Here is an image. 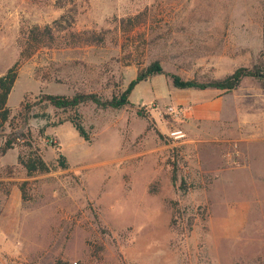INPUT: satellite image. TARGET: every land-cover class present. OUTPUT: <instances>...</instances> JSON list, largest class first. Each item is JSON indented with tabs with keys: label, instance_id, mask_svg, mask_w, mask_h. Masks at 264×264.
Wrapping results in <instances>:
<instances>
[{
	"label": "rangeland",
	"instance_id": "374dc122",
	"mask_svg": "<svg viewBox=\"0 0 264 264\" xmlns=\"http://www.w3.org/2000/svg\"><path fill=\"white\" fill-rule=\"evenodd\" d=\"M64 15L22 61L0 129V149L17 138L0 163V264H264V84L180 89L171 76L264 63V0H0V76L31 26ZM91 31L105 42L80 40ZM156 60L164 73L124 107L41 101L110 98ZM32 153L51 170L28 175L19 156Z\"/></svg>",
	"mask_w": 264,
	"mask_h": 264
},
{
	"label": "trees",
	"instance_id": "16d2710c",
	"mask_svg": "<svg viewBox=\"0 0 264 264\" xmlns=\"http://www.w3.org/2000/svg\"><path fill=\"white\" fill-rule=\"evenodd\" d=\"M63 19H66L65 15L61 19L56 20L53 25L47 24L41 26L36 24L31 26L21 48L19 59L6 71V73L0 76V129L5 126L12 115V110L8 106V100L17 80L22 61L31 57L39 48L51 45L56 41L57 31L65 27L63 24V26L60 27L58 25L63 22ZM67 21L70 25L72 24V21ZM55 25L58 26L57 29ZM80 40L84 43H103L105 42V36L98 32L91 31L85 39L80 38ZM157 73H164V68L158 60L153 61L146 68L141 69L138 72L137 77L128 84L125 90L119 94H114L110 98H104L94 92H77L73 96L45 93L42 95L41 101L48 102L57 109H73L88 102L96 103L101 107L121 108L130 103V95L138 83L147 80L151 75ZM171 76L174 85L180 89L198 88L229 91L240 86L243 79L250 76L260 79L264 84V63H256L252 66H240L225 77L204 81L197 79H183L176 74ZM21 114L25 120L24 122H27V115L23 113ZM72 122L79 134L86 140H89V136L84 126L78 121L72 120ZM16 140L17 138L15 136L8 135L4 144L1 146V152H6L8 149L14 147ZM33 154L34 153L30 154L28 158L19 156V161L26 167L28 175H33L37 172H49L51 170L50 165L40 155L36 154L33 156ZM60 164L64 168L68 166L67 159L63 154L60 155ZM172 178L175 182L178 181V173L175 169L173 170ZM20 188L22 192H24L23 197L26 198L24 186L21 185Z\"/></svg>",
	"mask_w": 264,
	"mask_h": 264
},
{
	"label": "crops",
	"instance_id": "0c3cea01",
	"mask_svg": "<svg viewBox=\"0 0 264 264\" xmlns=\"http://www.w3.org/2000/svg\"><path fill=\"white\" fill-rule=\"evenodd\" d=\"M207 109H210V110H212V111H217L216 109V106L213 104V106L211 107V106H208V108ZM0 152H1V150H0ZM1 154L2 155H0V163H2V164H5V160H6V154H7V152H1Z\"/></svg>",
	"mask_w": 264,
	"mask_h": 264
},
{
	"label": "built area",
	"instance_id": "2783aa9c",
	"mask_svg": "<svg viewBox=\"0 0 264 264\" xmlns=\"http://www.w3.org/2000/svg\"><path fill=\"white\" fill-rule=\"evenodd\" d=\"M20 139V138H19Z\"/></svg>",
	"mask_w": 264,
	"mask_h": 264
}]
</instances>
